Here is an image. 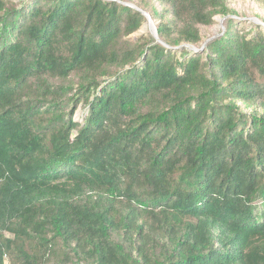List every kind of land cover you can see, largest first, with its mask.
<instances>
[{
    "label": "trees",
    "instance_id": "1",
    "mask_svg": "<svg viewBox=\"0 0 264 264\" xmlns=\"http://www.w3.org/2000/svg\"><path fill=\"white\" fill-rule=\"evenodd\" d=\"M161 1L0 0V264H264V27Z\"/></svg>",
    "mask_w": 264,
    "mask_h": 264
},
{
    "label": "rangeland",
    "instance_id": "2",
    "mask_svg": "<svg viewBox=\"0 0 264 264\" xmlns=\"http://www.w3.org/2000/svg\"><path fill=\"white\" fill-rule=\"evenodd\" d=\"M8 2L15 4L17 6H21L23 2L28 0H7ZM108 1H117L127 6H131L132 8H142L149 7V11L153 12L156 10L157 12L164 13L165 5L162 4L161 0H108ZM228 7L233 12L229 17L224 18L223 16H217L214 19V24L212 26H200V31L203 38V43L199 48L206 46L211 41H214L220 38L226 30V26L230 19H234L238 21L239 24L243 25L245 32L250 29V24L258 25L264 27V0H226ZM147 5V6H146ZM168 20H172L169 16ZM152 27L149 26V23L146 22L143 27L131 35L128 39L131 40L132 43H137L142 39H155L153 32L157 30L159 23L161 22L159 18H151ZM245 24V25H244ZM199 49L198 47H195ZM58 84V82H54ZM239 105L243 108L244 112L250 114L253 113L254 109L250 107H246L242 103ZM84 114V110L80 105L75 114V119L80 120L82 115ZM10 235H6V238H10ZM5 264H15V262L9 257L5 259Z\"/></svg>",
    "mask_w": 264,
    "mask_h": 264
},
{
    "label": "water",
    "instance_id": "3",
    "mask_svg": "<svg viewBox=\"0 0 264 264\" xmlns=\"http://www.w3.org/2000/svg\"><path fill=\"white\" fill-rule=\"evenodd\" d=\"M136 9V8H135ZM140 10V9H139ZM141 11V10H140ZM142 13H143V15L146 17V19H147V22L149 23V26H153L152 25V22H151V17H150V15L148 14V13H146V12H143V11H141ZM153 34H154V37H155V40H156V42L157 43H160V44H162V45H164L165 46V43H163L161 40H160V38H159V36H158V33H157V30H155L154 32H153ZM206 46L204 45L201 49H196L195 47H192V46H188V45H186V46H182L180 49H181V51H183L185 48H188V49H190V50H192V51H194V52H197V51H202V50H204V48H205Z\"/></svg>",
    "mask_w": 264,
    "mask_h": 264
}]
</instances>
